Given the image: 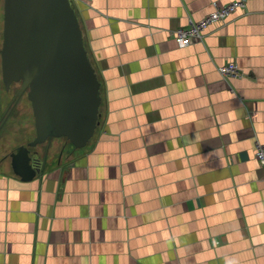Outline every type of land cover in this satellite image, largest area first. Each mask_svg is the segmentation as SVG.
I'll list each match as a JSON object with an SVG mask.
<instances>
[{
    "label": "crops",
    "instance_id": "1",
    "mask_svg": "<svg viewBox=\"0 0 264 264\" xmlns=\"http://www.w3.org/2000/svg\"><path fill=\"white\" fill-rule=\"evenodd\" d=\"M232 1L75 0L100 123L82 148L38 145L31 179L0 162V264H264V0L189 46L171 36ZM4 4L0 117L18 90L3 81ZM227 61L242 74L222 75ZM26 97L4 153L36 136Z\"/></svg>",
    "mask_w": 264,
    "mask_h": 264
},
{
    "label": "water",
    "instance_id": "2",
    "mask_svg": "<svg viewBox=\"0 0 264 264\" xmlns=\"http://www.w3.org/2000/svg\"><path fill=\"white\" fill-rule=\"evenodd\" d=\"M1 55L6 90L21 86L0 117V162L31 179L46 163L38 145L61 137L76 148L88 144L100 123L101 82L71 0H5ZM25 93L36 136L4 153L11 139L5 128Z\"/></svg>",
    "mask_w": 264,
    "mask_h": 264
},
{
    "label": "built area",
    "instance_id": "3",
    "mask_svg": "<svg viewBox=\"0 0 264 264\" xmlns=\"http://www.w3.org/2000/svg\"><path fill=\"white\" fill-rule=\"evenodd\" d=\"M242 6H244L243 0H234L223 6H216L212 12L207 14L201 20H192L188 26L173 30L171 36L180 46H188L196 40L202 39L207 28L211 24L227 20L230 15ZM218 69L224 76H240L242 74L235 61H227ZM255 157L264 169V145L260 142H257L256 144Z\"/></svg>",
    "mask_w": 264,
    "mask_h": 264
},
{
    "label": "flooded vegetation",
    "instance_id": "4",
    "mask_svg": "<svg viewBox=\"0 0 264 264\" xmlns=\"http://www.w3.org/2000/svg\"><path fill=\"white\" fill-rule=\"evenodd\" d=\"M18 83H20V82H18ZM20 86H21V83H20ZM20 86H19L17 89H19ZM25 95L27 96L26 93L24 94V96H25ZM40 155H41V159H42V160H43V159L46 160L47 157H48V152L41 153ZM60 158H61V153L58 155V160H61Z\"/></svg>",
    "mask_w": 264,
    "mask_h": 264
},
{
    "label": "rangeland",
    "instance_id": "5",
    "mask_svg": "<svg viewBox=\"0 0 264 264\" xmlns=\"http://www.w3.org/2000/svg\"><path fill=\"white\" fill-rule=\"evenodd\" d=\"M72 1V4L74 5L75 3V0H71ZM75 7V6H74ZM208 29V28H207ZM189 46V45H188ZM20 86V83H14L12 87H15V89H17L18 87ZM24 97V96H23ZM27 98V97H26ZM33 120H34V117H33ZM33 125H34V122H33Z\"/></svg>",
    "mask_w": 264,
    "mask_h": 264
}]
</instances>
